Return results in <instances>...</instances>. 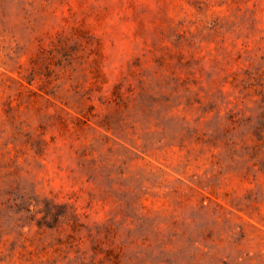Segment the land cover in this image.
I'll return each instance as SVG.
<instances>
[{"label": "rangeland", "instance_id": "1", "mask_svg": "<svg viewBox=\"0 0 264 264\" xmlns=\"http://www.w3.org/2000/svg\"><path fill=\"white\" fill-rule=\"evenodd\" d=\"M0 264H264V0H0Z\"/></svg>", "mask_w": 264, "mask_h": 264}]
</instances>
